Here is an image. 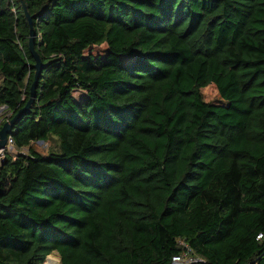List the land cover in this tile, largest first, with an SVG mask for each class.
<instances>
[{"label":"trees","instance_id":"1","mask_svg":"<svg viewBox=\"0 0 264 264\" xmlns=\"http://www.w3.org/2000/svg\"><path fill=\"white\" fill-rule=\"evenodd\" d=\"M24 3L0 0V129L35 80L26 12L43 71L0 264H264V0Z\"/></svg>","mask_w":264,"mask_h":264},{"label":"water","instance_id":"2","mask_svg":"<svg viewBox=\"0 0 264 264\" xmlns=\"http://www.w3.org/2000/svg\"><path fill=\"white\" fill-rule=\"evenodd\" d=\"M21 1H22L23 6L26 10L24 0H21ZM26 15H27V18L29 20L30 27H31V35H30V41H29L30 50H31V53H32L34 59L36 60V64L34 66V68L36 70L35 80L31 86V97H30L29 102L26 104V107L24 109L20 110L19 113L12 120L6 122L0 129V151H4L7 148L8 137H9V134L12 131V128L14 127V125H16L17 122L21 120V118L25 115L26 111H29L31 109V106L34 102V98L36 95V89L38 86V81H39L40 75L43 71V63H42L38 53L35 51V39H34L35 33L33 30L32 18L28 15L27 12H26ZM40 143H43V142H40ZM50 257H51V255L47 257L46 262L49 260ZM46 262L44 264H46ZM60 264H62L61 259H60Z\"/></svg>","mask_w":264,"mask_h":264},{"label":"built area","instance_id":"3","mask_svg":"<svg viewBox=\"0 0 264 264\" xmlns=\"http://www.w3.org/2000/svg\"><path fill=\"white\" fill-rule=\"evenodd\" d=\"M2 112L3 114V109L0 111V113ZM2 114H0V117L2 116ZM10 117V114H9ZM0 124L2 123V121L4 120V118H0ZM8 150H13L14 149V144H13V140L11 139V137H8V143H7V148ZM5 151V150H4ZM4 151H0V152H4ZM2 154V153H0ZM4 159V157H3ZM2 160H0V165L2 164ZM193 262V260L191 258H186V257H175L173 260V264H187V263H191Z\"/></svg>","mask_w":264,"mask_h":264},{"label":"rangeland","instance_id":"4","mask_svg":"<svg viewBox=\"0 0 264 264\" xmlns=\"http://www.w3.org/2000/svg\"><path fill=\"white\" fill-rule=\"evenodd\" d=\"M0 114H2V112L0 113ZM6 117H9V114H7L6 115ZM38 147H39V150L40 151H42V152H44V154H46V153H48V151H50L54 146H55V144L53 143V142H50L49 144H45V143H38V144H36ZM6 150V149H5ZM24 152V151H23ZM0 153H2V154H0V160H2L3 159V157H4V155L6 154V153H10L11 155H16V151H15V149H13V150H7V151H4V152H0ZM53 257H56V258H58L59 260H60V257H59V255L57 254V253H55L54 255H52ZM187 258H189V257H187Z\"/></svg>","mask_w":264,"mask_h":264},{"label":"bare ground","instance_id":"5","mask_svg":"<svg viewBox=\"0 0 264 264\" xmlns=\"http://www.w3.org/2000/svg\"><path fill=\"white\" fill-rule=\"evenodd\" d=\"M46 264H60V260L56 257L51 256Z\"/></svg>","mask_w":264,"mask_h":264}]
</instances>
